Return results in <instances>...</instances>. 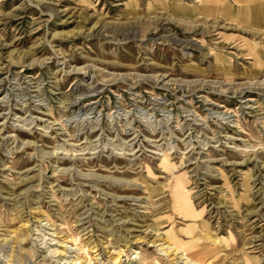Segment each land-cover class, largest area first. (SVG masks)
Listing matches in <instances>:
<instances>
[{
    "label": "rangeland",
    "instance_id": "rangeland-1",
    "mask_svg": "<svg viewBox=\"0 0 264 264\" xmlns=\"http://www.w3.org/2000/svg\"><path fill=\"white\" fill-rule=\"evenodd\" d=\"M225 1L0 0V264H264V0Z\"/></svg>",
    "mask_w": 264,
    "mask_h": 264
},
{
    "label": "crops",
    "instance_id": "crops-1",
    "mask_svg": "<svg viewBox=\"0 0 264 264\" xmlns=\"http://www.w3.org/2000/svg\"><path fill=\"white\" fill-rule=\"evenodd\" d=\"M252 1V0H251ZM218 2H222V5H224L225 9L224 10H227L228 9V5H227V1L225 0H218ZM237 3L239 2H242V3H246L245 0H236ZM249 3V2H248ZM247 3V5L245 4H242L240 6H242V8H249V4ZM251 3H253V7L258 9L259 13H262L263 9H262V6H263V0H253ZM244 5V6H243Z\"/></svg>",
    "mask_w": 264,
    "mask_h": 264
},
{
    "label": "bare ground",
    "instance_id": "bare-ground-1",
    "mask_svg": "<svg viewBox=\"0 0 264 264\" xmlns=\"http://www.w3.org/2000/svg\"><path fill=\"white\" fill-rule=\"evenodd\" d=\"M173 240H175L174 242L175 243H177L176 241H178V237H175ZM172 245V244H171ZM177 245V244H176ZM168 248H173V250L175 249V248H177V247H175V246H173V247H171V246H169ZM172 251V250H171ZM184 258V257H183Z\"/></svg>",
    "mask_w": 264,
    "mask_h": 264
}]
</instances>
